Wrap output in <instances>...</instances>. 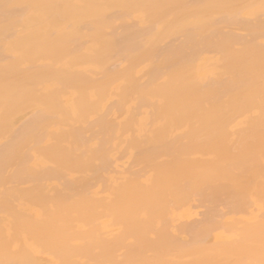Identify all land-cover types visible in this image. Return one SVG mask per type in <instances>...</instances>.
<instances>
[{"label": "bare ground", "instance_id": "bare-ground-1", "mask_svg": "<svg viewBox=\"0 0 264 264\" xmlns=\"http://www.w3.org/2000/svg\"><path fill=\"white\" fill-rule=\"evenodd\" d=\"M0 264H264V0H0Z\"/></svg>", "mask_w": 264, "mask_h": 264}]
</instances>
